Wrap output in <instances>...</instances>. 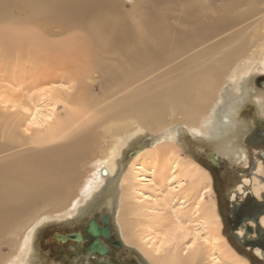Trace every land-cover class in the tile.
Instances as JSON below:
<instances>
[{
  "label": "bare ground",
  "instance_id": "obj_1",
  "mask_svg": "<svg viewBox=\"0 0 264 264\" xmlns=\"http://www.w3.org/2000/svg\"><path fill=\"white\" fill-rule=\"evenodd\" d=\"M220 1L0 0V78L28 80L48 100L45 113L26 122L25 101L0 85V235L17 233L39 206L71 205L62 221L105 212L112 237L135 250L139 264H197L202 256L200 264H251L222 234L209 170L176 153L186 131L212 144L218 161L238 162L245 157L238 136L264 125V88L252 81L264 75V9L257 11L258 0ZM94 72L103 79L99 92L89 82ZM249 102L255 115L244 120ZM147 132L150 141L129 154L124 171L123 150ZM257 160L256 172L228 193L230 203L247 193L261 200L264 159ZM143 172L155 184L173 180L191 202L188 214L172 206L171 219L160 215L158 202L143 198ZM37 217L15 255L0 252V264L38 262L33 236L55 216ZM259 220L264 229V215ZM191 221L204 234H190ZM243 223L240 240L248 235ZM247 248L264 260L260 248Z\"/></svg>",
  "mask_w": 264,
  "mask_h": 264
},
{
  "label": "rangeland",
  "instance_id": "obj_2",
  "mask_svg": "<svg viewBox=\"0 0 264 264\" xmlns=\"http://www.w3.org/2000/svg\"><path fill=\"white\" fill-rule=\"evenodd\" d=\"M258 1H259L258 2L259 4L257 3V5H255V7L257 8V11H260L261 9H264V0H258ZM240 2H242V1H240ZM245 2L246 1L243 2L244 5H245ZM213 3L218 6L221 4V1L220 0H213ZM238 4H240V3H238ZM211 13H212V15H216L215 11H212ZM230 13H233L234 15H236L240 12H238L236 10H234V11L230 10ZM165 14H168L167 15V19L169 18L168 20H170V18L174 17V19L172 18L169 21L172 26L175 25L174 27H177V28L180 26V24L177 23L178 21L175 19L176 15L173 16L174 12H166ZM165 14H163V15L161 14V15L164 16ZM130 15H131V13H130ZM230 17H232V16H230ZM173 20H175V21H173ZM237 26L238 25L235 24L233 27L229 28L224 34H226V33L230 34V32H232L235 28H237ZM224 34H222V35H224ZM61 36H63V35L62 34L61 35H53V36H50V38L57 39V38H60ZM51 64L52 65H50V67H52V68L53 67L56 68L59 65H61L58 61H56V62L51 61ZM56 65H58V66H56ZM165 67H167V66H165ZM55 68H53V69H55ZM90 80H89V82L94 85V88H93L95 90L94 92H99L100 88L102 86L101 82H103V79L101 78L100 74L98 72H94L93 76L91 77ZM252 81L254 82V80H252ZM0 85L2 87H6L7 89H11L12 92L16 94L18 99L21 100V102L25 101V102H23L24 104L22 103L23 105H25L24 106L25 108L22 111L25 114L24 118L27 115L26 122H31L33 119H35L37 121V118L39 119L40 116L43 113H45V111L47 110L48 100H46V98H44L40 95L42 89H40V87L37 88L36 85H34L35 87L34 86L32 87V84L28 80L22 81L21 84L17 86V82H15V81H13V82L11 81V83H10L8 81H3L0 78ZM27 85H30L29 86L30 88ZM6 91H8V90H6ZM57 109L58 110L61 109L60 105H58ZM243 110L244 111H242V113H241L242 119L250 120L251 117H254V115H255L254 109L251 106L250 102L245 104V106L243 107ZM37 111L39 113H42V114L38 113V116H37ZM33 127H35V125H33ZM182 127L184 128V126H182ZM180 134H181V138L182 137L183 138L180 139V142H179V148L180 149L176 151V153L179 155V157L181 159H183V157H185L186 159H188V157L189 158L191 157L194 160H196L202 167L207 168L209 170V172L211 173L212 187H213V191L215 193L214 197L216 198L217 209H218V212H219L221 219H222V234L226 237V239L228 240V242L231 244V246L234 249H236L240 254L246 256L247 260L251 264H264V260L262 259V256H261V258L256 256L252 249L251 250L248 248L245 249L234 241V239L232 238V235L230 234V231L227 227L226 218H225L226 208L230 204V196L228 195V193L232 190V188H234L235 184L238 182V180L243 175L247 174V176L251 177L252 173L256 172L255 167H256L257 161H258L257 159H262V160L264 159V125L259 126L258 128L252 130V132L250 134H248L247 139H245L246 136H245V138L240 137V135L238 136L237 142L239 145L243 146L244 154L246 157V158L244 157L243 159H241L238 162L234 161V160L232 161L230 158H227L228 156H226V157L223 156V158L219 159V161H217V163H213L211 160L209 161V159L206 158L207 153L214 152L213 151L214 147L212 146V144L207 142V140L204 138L193 137L192 135L186 133V131H185V133H180ZM149 136H151V135L148 132L146 134L141 135L137 139L136 145L128 147L127 149L123 150L124 151L123 152V158H121L122 161L120 160V162L123 164V170L124 171L129 166L128 164H129V161L131 159L129 154L136 147H138L139 144L148 143L150 141ZM138 176H139V178L145 177L144 179L141 180V183H144V185H149L148 187L144 186L145 187L144 189L142 188L144 192L141 190L144 194L143 198L144 199L147 198V201H150V202H155V203L158 202L157 204H158V209H160L159 210L160 215H163V216L165 215L167 218L171 219L170 217H171V213L173 212V207L177 208L179 206L181 207L183 213L188 214V212H186V211H188V207L189 208L191 207V202H189V201L187 202V201H185V199H182V196L179 193L180 187H177L176 183L173 180H169L170 182L168 180H166L167 182L164 181L162 183H156L155 184V182H153V181L150 182L148 180L149 174L147 172L140 173ZM113 178L115 181V179L118 178V174L116 173V176H113ZM152 187H153V189H152ZM75 189L76 188H74V191L72 193L74 195L77 194V190H75ZM168 189L171 192L167 191ZM172 190H173V192H175V196H173L174 193H172ZM161 191H162V193H161ZM167 192L169 194V197L167 195ZM171 193L173 195H171ZM178 193H179V195H178ZM104 196L105 195H102L98 201L102 200V202H103L105 199ZM71 197H72V195H71ZM153 198H154V200H153ZM148 199H150V200H148ZM170 199H174V200H170ZM70 201L71 200H69V202ZM159 201L162 204H160ZM102 202H100V203H102ZM187 203H189V204H187ZM100 208L102 209L104 207L101 206ZM100 208L94 209L93 212L100 211L101 210ZM37 209L39 212L38 215H37ZM37 209L35 210L36 213L34 214L33 217H31V214H32L31 213L30 216H27L24 218V219H26L25 222H27V223L24 224V222H23L21 229H19L17 231V233H16V231H14L11 234H5L3 236L0 235V252L6 256L11 255V254L15 255L19 250L20 243L22 242V240L24 238L25 232L30 228L29 226H31V224L37 223V219L39 218L37 216H39L41 214L42 215L45 214L48 217H51V216H55V217H53L51 219H42L40 221V222H42L41 225L38 226V229H36V232L33 236V245L36 248V252H37L36 254L38 255V258H39L38 262L37 261L36 262L38 264H55V263L56 264H69V262H68L69 258L64 255V252H70L71 250L68 249L66 244L56 241L53 238V234L55 232L59 233V232H69L71 230H77V229H79L78 224H81V223L83 224L84 221L89 219V217H91V216H87V215L82 214L80 217L81 219L76 218L70 222H67V221H62V220H63L64 216H66L64 214H66L68 211L71 210V205H62L56 209L54 207H51V206H46V207L39 206V207H37ZM102 211H105V210H102ZM40 217H42V216H40ZM39 220H40V218L38 219V221ZM76 222H78V223H76ZM195 222L191 221V223H187V225L190 228V230H189L190 234H193L192 232H195L197 234H204V231L201 230V227H199L200 224L198 222H196V223ZM67 223H69L71 225H69ZM73 225H78V226H76V228H73L72 227ZM192 228H193V230H192ZM139 235H141V234H139ZM143 235L144 234H142V236ZM187 238H188V240H186V241L192 240L191 235H189ZM204 246H206V245L205 244L202 245V247H203L202 249H206V251H207L208 247H204ZM136 255H137V253L135 250L130 251V249H126L125 247H122L119 251L116 252L115 255H113V258L111 257V259H112L113 264H138L135 261V259H137ZM203 258L204 257L202 256L201 260L204 261ZM201 260L199 259V262H198L199 264H200Z\"/></svg>",
  "mask_w": 264,
  "mask_h": 264
},
{
  "label": "flooded vegetation",
  "instance_id": "obj_3",
  "mask_svg": "<svg viewBox=\"0 0 264 264\" xmlns=\"http://www.w3.org/2000/svg\"><path fill=\"white\" fill-rule=\"evenodd\" d=\"M245 139H247V137L245 138ZM214 163V162H213ZM215 163H217V162H215ZM249 196H252V195H250V194H248L247 193V195H245L244 197H243V199L241 200V201H239V203H236V202H232V203H230L228 206H227V208H226V212H225V218H226V223H227V227H228V229H229V231H230V234L232 235V234H237L236 232H235V230H236V227H238V226H240V224H238L233 218H234V214H233V212H239V213H244V211L242 210V206H244V205H247L248 204V197ZM252 197H254V196H252ZM257 201H259V202H262V198H261V200H259V199H257L256 197H254ZM234 208V209H233ZM257 210H259L258 212H259V214H258V216H257V221H258V224H259V219H260V216L261 215H264V204L263 205H261L260 207H255L254 209H253V211L252 212H255V211H257ZM96 217V218H95ZM98 217V218H97ZM91 219H94L96 222H97V224H99V226H101V227H103L104 226V223L100 220V218H99V215H93L91 218H89V220H91ZM98 219V220H97ZM229 219H231L232 221L231 222H229ZM89 220L86 222V225L85 224H80L79 225V230L77 229V230H71V231H69V232H80L81 233V237H82V239H81V241H77V240H73V239H69V238H67L66 240H61V239H59V238H57V234H58V232H55L54 234H53V238L56 240V241H58V242H60V243H65L66 244V246L68 247V249H70L71 251L70 252H64V255L65 256H67L68 258H69V260L70 261H68L69 262V264L70 263H74L79 257H83L84 255H87V256H90V258H89V262H90V264H113L112 263V259H111V257L113 258V255H115L116 254V252L117 251H119L121 248H122V244L120 243L119 244V246H116L115 245V240L117 239L116 237H112V234L111 233H109L110 234V236H109V238L108 239H106V238H104V237H102V236H98V239L100 240V242L102 243V245L103 246H105L106 248H107V252L106 253H104V254H101V255H99V254H97V253H93L92 255L91 254H87V252H86V250H87V248L90 246V244L93 242V238L85 231V228H87L88 227V222H89ZM247 221H252V220H246L243 224H244V230H243V234H246L245 232H248L247 234L248 235H250L251 233H254V238L255 237H257V235H256V231H255V228H256V224L253 222V224H254V229H253V232H252V228H251V225L249 224V223H247ZM108 224H109V221H108ZM250 228L251 229V232H249V231H246L247 230V228ZM110 228V227H109ZM59 233H61V232H59ZM67 232H62V234L63 235H65ZM248 235H246V236H248ZM245 235H244V237H246ZM232 238L234 239V241L237 243V244H239L236 240H235V238L233 237V235H232ZM263 239H264V237H263ZM118 240V239H117ZM240 240V239H239ZM241 242H243V239L242 240H240ZM105 244H104V243ZM240 246H242L241 244H239ZM71 247V248H70ZM243 248H247V247H258V248H260L258 245H254V246H250V245H245V246H242ZM120 248V249H119ZM261 249V248H260ZM263 251V250H262ZM76 253H77V255H76ZM82 253V254H81ZM72 255V256H71ZM105 256H108V258H106V259H104V257ZM74 260V261H73ZM135 261L138 263V261H137V259H135ZM139 264V263H138Z\"/></svg>",
  "mask_w": 264,
  "mask_h": 264
},
{
  "label": "water",
  "instance_id": "obj_4",
  "mask_svg": "<svg viewBox=\"0 0 264 264\" xmlns=\"http://www.w3.org/2000/svg\"><path fill=\"white\" fill-rule=\"evenodd\" d=\"M254 83L258 86H261L264 88V75H259L256 76L254 78ZM209 156H211L213 158V160L211 159L212 162H217L218 158L217 156H215L214 154L212 155L211 153H209ZM264 204V195L262 196V202L257 201L254 197L249 196L248 197V204L242 206V210L244 211V213H239V212H233V216H234V220L238 223L241 224L243 222H245L246 220H252L255 224H256V235L257 237H244L243 238V242H241L239 240V237L236 234H232L233 237L235 238V240L241 244L242 246L245 245H250V246H254V245H258L261 250L264 251V229H262L260 226H258V221H257V216L259 214V210L252 212L253 209L255 207H260L261 205ZM99 218L100 220L104 223V226L101 227L97 224V222L94 219H91L88 222V227L85 228V231L93 238V242L90 244V246L87 248L86 252L87 254H93V253H97L99 255L106 253L108 250L105 246L102 245V243L100 242V240L98 239V236H102L106 239L109 238L110 236V228H109V218L108 215L105 212H101L99 213ZM232 220L229 219V222H231ZM246 231L251 232V229L248 227ZM246 234L248 232H245ZM57 238L61 239V240H66L67 238L69 239H73V240H77V241H81L82 237H81V233L80 232H67L65 235H63L62 233H58L57 234ZM120 241L119 240H115V245L119 246Z\"/></svg>",
  "mask_w": 264,
  "mask_h": 264
}]
</instances>
